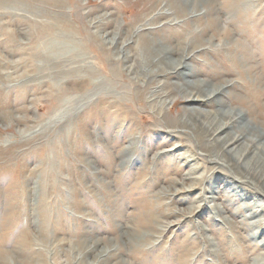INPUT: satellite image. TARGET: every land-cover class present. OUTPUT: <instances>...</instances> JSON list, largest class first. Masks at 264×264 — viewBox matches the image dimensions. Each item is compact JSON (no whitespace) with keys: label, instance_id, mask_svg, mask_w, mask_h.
Wrapping results in <instances>:
<instances>
[{"label":"rangeland","instance_id":"rangeland-1","mask_svg":"<svg viewBox=\"0 0 264 264\" xmlns=\"http://www.w3.org/2000/svg\"><path fill=\"white\" fill-rule=\"evenodd\" d=\"M230 2L0 0V264H89L99 250L87 252L86 246L98 240V249L120 242L117 254L104 264L121 260L131 264H250L261 257L257 255L264 226L257 223L259 216L244 217L248 211L242 202L264 205L263 189L239 183L236 174L214 167L202 155L191 158L194 152L186 139L183 148L162 158L164 168L157 172L155 155L181 139L165 142L168 138H161L156 118L141 112L133 115L129 107L93 95L100 89L96 82L111 78L119 65L107 60L99 69L101 55L108 59L116 51L98 44L100 35L113 31L116 21L127 27L138 21L144 24L154 13L182 12L183 7L188 15L173 16L158 35L149 36L185 39L199 23L185 25V20L209 7L221 12L239 7L243 14L234 19L240 28L226 25L229 15L220 17L221 27L237 29L231 41L249 44L257 55L254 65L264 66V0ZM153 9V15L140 20V14ZM161 22L157 25L165 23ZM225 29L214 39L215 45L223 43ZM54 38L65 43L64 51L56 50L58 54L72 51L37 72L35 64L47 63L36 55L37 48ZM216 56L209 54L191 64L207 71L200 79L215 78L217 69L230 65ZM234 74L225 77L238 81ZM242 94L251 97L249 92ZM154 137H159V143L140 158L148 139ZM132 139L135 149L126 155L122 150ZM186 159L190 160L186 163ZM191 167L195 175L209 178L190 192L155 181L157 176L179 178ZM99 169L108 175L97 174ZM228 190L236 198L229 197ZM214 203L226 207L223 213L213 212ZM192 206H197L192 216H176V211ZM257 229L259 235L253 238L250 233ZM139 235L145 239L143 249L136 253L130 247Z\"/></svg>","mask_w":264,"mask_h":264},{"label":"bare ground","instance_id":"bare-ground-1","mask_svg":"<svg viewBox=\"0 0 264 264\" xmlns=\"http://www.w3.org/2000/svg\"><path fill=\"white\" fill-rule=\"evenodd\" d=\"M228 3L231 4L230 0ZM169 4L173 5V2L169 1ZM154 10L140 14V20L152 14ZM173 11L174 13L171 14L154 13L146 23L140 24L138 21L129 27L116 21L113 31H107L104 37L99 36L98 44H108L116 49L108 59L104 54L101 55V59L97 63L99 69L101 70V66H104L107 60L114 61L119 65L113 69V78L96 82L100 89L93 95L99 98L107 96L112 99L111 103L115 106L129 107L133 115L141 112L148 113L151 118H156L155 120L161 126V138L163 136L168 138L165 142L175 137L181 139L177 140L173 147L166 148L155 155V159L158 160L157 172L160 170L162 172L164 168L162 158L171 156L174 151L183 148V139H186L191 142L188 146L193 150L192 153L194 152L191 158L195 156L199 158V155H202L206 162H212L214 167H220L222 170L228 169L236 174L238 178H234L239 183L248 186L251 184L255 186H253L255 189L264 190V66L254 65L257 55L249 47V44L244 41H231L230 38L234 33H237V29L226 30L220 24V17L229 15L230 19L226 21V25L240 28L239 22L234 18L243 14V11L239 7H231L227 12H221L216 8L209 7L205 12L196 13L198 16H193L192 20H185V25L191 24L190 22H199L197 28L192 30L190 37L182 39L179 35L178 40L173 41L170 36L159 39L149 36L158 35L162 29L166 28L168 20L173 16L179 18L188 15V10L185 7L182 12ZM111 15L113 16L115 13L112 12ZM202 18L209 19L207 22L201 23ZM162 20L165 23L157 25ZM222 29H225V34H221L226 35L223 38L224 41L222 44L215 45L214 39L219 37ZM209 32L213 33L206 40ZM54 39L45 46L37 48L36 55L47 62L43 65L35 64L37 72L44 69L46 64L58 63L60 62L58 58L66 57V54L71 53L72 50H67L66 54H58L59 52L56 50L64 51L65 43L61 39ZM206 45L210 47L204 48L203 46ZM209 49H212L213 52L218 51V53H209ZM209 54L221 55L220 59H225L230 65L225 62L226 66L223 69H217L215 74L213 73L215 78L206 76L200 79V74L207 71L202 68L198 69L191 64L197 62L199 58L207 59L205 57ZM204 62L206 63V60ZM207 62L209 63V61ZM210 64L213 66L214 63L210 62ZM229 73L237 74L238 81L227 79L225 76L229 77ZM239 82L244 86H240ZM235 89L237 91L233 92ZM244 91L249 92L251 97L243 95ZM158 140L159 137L148 139L150 143L144 148L145 150H142L140 158L143 154L146 157L149 148L159 143ZM134 142L136 141L132 139L130 143L128 142L130 145L123 148L122 151L126 155L133 153L136 146ZM161 144H163L162 141ZM192 146L197 147L200 154ZM185 157L184 155L183 158ZM189 160L186 159V163ZM167 168L165 171L168 172L169 168L168 170ZM167 172H164V176ZM96 173L107 174L105 170L101 169ZM195 173V167H191L185 175H181L179 178L157 176L158 179L155 181L167 183V188L176 189L179 192H190L202 187L209 178L207 175H195ZM38 193H41V190H36V194ZM228 193L229 197L236 198L237 194L234 192L228 190ZM242 204L248 211L244 213V217L259 216L257 223L264 226V205L247 202H242ZM212 209L213 212L220 214L226 207L214 203ZM196 211L197 206H192L181 212L176 211L175 214L178 218L187 217L192 216ZM229 220L227 217L223 218L225 223L231 224ZM250 235L253 238L257 237L258 229L252 231ZM144 239L139 235L137 242L130 247L133 252L139 253L143 249L142 241ZM260 241L262 248L257 256L261 257L253 258L252 261L250 260L251 262L249 261L250 264H264V237ZM121 242L124 243L123 240ZM94 243L93 246H86L87 252L99 250L94 261L89 264H104L120 249L118 241L111 247L102 249H98L99 240ZM217 250L214 252L216 253ZM116 264H131V262L121 260Z\"/></svg>","mask_w":264,"mask_h":264}]
</instances>
